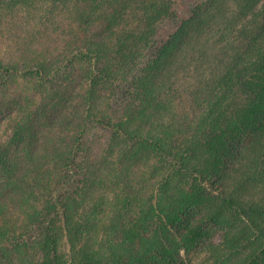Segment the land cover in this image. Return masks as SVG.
Returning <instances> with one entry per match:
<instances>
[{
	"label": "trees",
	"instance_id": "trees-1",
	"mask_svg": "<svg viewBox=\"0 0 264 264\" xmlns=\"http://www.w3.org/2000/svg\"><path fill=\"white\" fill-rule=\"evenodd\" d=\"M171 6L0 0V264H264V0Z\"/></svg>",
	"mask_w": 264,
	"mask_h": 264
},
{
	"label": "rangeland",
	"instance_id": "rangeland-1",
	"mask_svg": "<svg viewBox=\"0 0 264 264\" xmlns=\"http://www.w3.org/2000/svg\"><path fill=\"white\" fill-rule=\"evenodd\" d=\"M197 0H172V6L170 7V12L168 16H165L164 18L159 19V21L156 23L157 25V39L160 42H164L178 30L181 23L187 19H189L193 15V6ZM21 10V8H20ZM22 11V10H21ZM62 30H66L67 22L63 24ZM194 29L191 30L190 34L184 39L183 42L189 41L190 36L194 34ZM57 39H60L61 36H57ZM62 75L59 76L61 78ZM76 83V82H75ZM72 84L70 88L67 90V94L65 97H68L66 99L67 104L66 106H70L71 104L75 105L77 104L78 100H73V95L76 92V89L78 85ZM59 112H63L64 108L63 106L59 107L57 110ZM51 112V111H50ZM54 112V111H53ZM56 116V115H55ZM8 114L1 115L0 116V129L1 131L5 128L6 121H7ZM107 132L104 130L94 131L88 136V145L90 143L92 144V157L95 156H101L100 153H102V149L106 146L107 143ZM107 138V139H106ZM95 140V142L93 141ZM214 240L219 242L222 238V233L220 230H214ZM206 254L205 251H203V247L199 246L197 249L191 251V252H182V259L184 260V264H199L204 259V255Z\"/></svg>",
	"mask_w": 264,
	"mask_h": 264
}]
</instances>
